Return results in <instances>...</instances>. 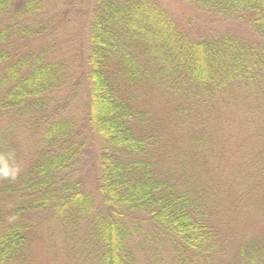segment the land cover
Wrapping results in <instances>:
<instances>
[{"label": "trees", "instance_id": "16d2710c", "mask_svg": "<svg viewBox=\"0 0 264 264\" xmlns=\"http://www.w3.org/2000/svg\"><path fill=\"white\" fill-rule=\"evenodd\" d=\"M57 1L0 0V264H264V0H80L74 75Z\"/></svg>", "mask_w": 264, "mask_h": 264}, {"label": "rangeland", "instance_id": "374dc122", "mask_svg": "<svg viewBox=\"0 0 264 264\" xmlns=\"http://www.w3.org/2000/svg\"><path fill=\"white\" fill-rule=\"evenodd\" d=\"M80 1V0H77ZM74 0H71L69 4L63 5L66 0H58L56 4V8H62L65 10V12L69 16L70 22H67V26L62 31V33L59 34L58 37V44H56V50H57V57L60 59H64L68 61V64L71 65L70 67V73L71 75H74V72L77 68V64L79 61L78 58V42H79V33H80V24L82 23V10H81V1L80 4L75 6ZM166 8L170 10V12L175 16H180L185 14L187 16L194 15V11L189 8L187 5L179 2L178 0H161ZM67 5V6H66ZM199 22L206 21L208 24V21L206 19H203L199 16L197 18ZM201 20V21H200ZM198 23V22H197ZM199 24V23H198ZM211 25L216 26V28H234L238 27L233 24L223 22L221 20L215 19L211 20ZM77 74V73H76ZM76 74L74 76V84L71 86V94H68V106L70 113L73 115L79 116L80 112V105L82 103L83 99V90H82V83L77 79H75ZM86 149V148H85ZM94 149L97 150V147ZM81 153V159L76 164V168L79 169L78 176L86 180V185L93 189L94 187V180L91 177V164L89 162V158H91V151L83 150ZM239 231V229L237 230ZM58 233V231H56ZM54 232L52 229H49L44 236V239L46 242H48V239H54V242H59L57 233ZM42 256V255H41ZM43 258V257H42ZM210 264H229L228 258L221 257V258H214Z\"/></svg>", "mask_w": 264, "mask_h": 264}]
</instances>
